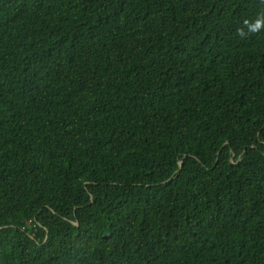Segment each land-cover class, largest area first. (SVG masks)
Listing matches in <instances>:
<instances>
[{"label":"trees","instance_id":"16d2710c","mask_svg":"<svg viewBox=\"0 0 264 264\" xmlns=\"http://www.w3.org/2000/svg\"><path fill=\"white\" fill-rule=\"evenodd\" d=\"M261 12L0 0V264H264Z\"/></svg>","mask_w":264,"mask_h":264},{"label":"clouds","instance_id":"9594fccd","mask_svg":"<svg viewBox=\"0 0 264 264\" xmlns=\"http://www.w3.org/2000/svg\"><path fill=\"white\" fill-rule=\"evenodd\" d=\"M264 2V0H262ZM243 27L237 28L236 35L241 39L246 38L250 34H257L264 31V12H261L254 20H243ZM247 29V31H245Z\"/></svg>","mask_w":264,"mask_h":264}]
</instances>
